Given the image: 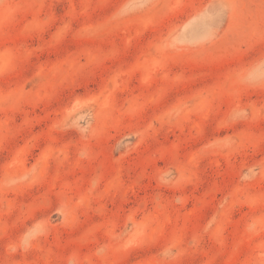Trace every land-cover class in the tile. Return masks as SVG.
I'll return each instance as SVG.
<instances>
[{
  "label": "rangeland",
  "instance_id": "rangeland-1",
  "mask_svg": "<svg viewBox=\"0 0 264 264\" xmlns=\"http://www.w3.org/2000/svg\"><path fill=\"white\" fill-rule=\"evenodd\" d=\"M0 264H264V0H0Z\"/></svg>",
  "mask_w": 264,
  "mask_h": 264
}]
</instances>
